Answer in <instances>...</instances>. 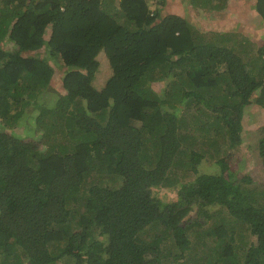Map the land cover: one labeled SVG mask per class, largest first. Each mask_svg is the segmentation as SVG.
Instances as JSON below:
<instances>
[{
    "label": "trees",
    "instance_id": "1",
    "mask_svg": "<svg viewBox=\"0 0 264 264\" xmlns=\"http://www.w3.org/2000/svg\"><path fill=\"white\" fill-rule=\"evenodd\" d=\"M255 7L264 19V0ZM239 42L150 0H0V264H194L178 251L195 247L208 263L264 264V244L238 229H254L245 207L264 212V185L200 170L224 130L230 147L243 142L246 87L260 84L255 102L264 106V62L244 60ZM103 53L112 74L98 89ZM52 58L64 93L45 106ZM27 108L42 150L10 131ZM258 149L264 165V137ZM174 187L175 200L162 196ZM213 204L233 224L197 230L193 244L183 221L195 205L212 218ZM257 232L264 238V227Z\"/></svg>",
    "mask_w": 264,
    "mask_h": 264
},
{
    "label": "rangeland",
    "instance_id": "2",
    "mask_svg": "<svg viewBox=\"0 0 264 264\" xmlns=\"http://www.w3.org/2000/svg\"><path fill=\"white\" fill-rule=\"evenodd\" d=\"M157 1L158 0H150L155 6L161 8L162 13L180 14L188 18L203 32H206L207 35L223 34L234 40L235 37H237L240 40L239 46L242 43L243 47V49L238 48L237 51L241 52L244 60L256 61L261 58L260 61L264 62V19L257 12L255 7L256 0H226V7L217 11L210 8H202L200 10L198 8H193L190 0H165V3L162 5L157 3ZM212 38L215 39L214 36ZM44 50L45 49H41L40 53H44ZM99 58L101 65L94 85L96 88L101 89L104 87L108 77L112 74V69L108 64V60L104 53L100 54ZM51 63L55 67L56 77L40 99V102L45 106L52 103L54 104L55 100L64 93V89L60 82V74L63 72L61 69L62 64L58 65L55 58H52ZM218 69L224 71L225 65L219 66ZM249 70L251 72L250 68ZM162 86H165L164 82L158 84L157 88L161 90ZM259 89L260 84L246 87L245 90L248 104L244 108V114L241 119L243 125V142L234 148L230 147L227 143L229 133L224 130L223 134H220V145H215L211 149L214 153V156H212L213 158L204 161L201 165V169L199 166V169L203 172L211 174L223 172V174L234 183L235 181L238 182L243 180V182L249 180L253 181L251 185H245H249V187L251 186L252 189L255 188L256 190H260V187L264 185V165L258 149V142L264 137V106L255 102V98L259 95ZM35 121L34 114L30 111V108H27L23 117L10 131L15 132L21 137L15 136L19 139V144L36 143V146L42 150L45 148L42 144V133L39 131ZM220 158H223L227 164L225 170H221V167L218 164ZM183 174L181 181L191 178L188 176L189 172L186 176L185 172H183ZM177 192V187H174L172 190L163 189L161 194L167 200L172 201L177 198ZM240 205L244 206L241 203ZM252 205L253 204L251 203L250 206ZM253 206L252 208H254ZM245 208H248V211L256 216V219H254V232L250 228V226L252 228L253 226L250 223L248 224V222L243 223L244 225L240 226V228L238 227V229L242 231L244 237L249 238V242L253 244L252 246H262V244H264V238L260 236L257 230L260 227H264V212L256 213L249 206H246ZM197 209L198 206L195 205L183 221L189 222L188 224L191 225V230L188 234L193 244H195L197 238H199V236H195V231L198 230L200 233H203L205 228H208L213 223H221L223 221L222 219L229 223L231 222L232 224L235 219L229 211L220 205L213 204L207 206V209L213 216L212 218L199 216L197 214ZM220 210L223 212L219 216H216ZM202 223H204L203 226H200L199 224ZM75 229H78V227L76 226ZM236 239L238 241L237 236ZM188 250L189 249L182 251L179 250L178 253L182 252L189 260L197 259L198 262H193L194 264H215L214 262L208 263V259H199V253H201L203 249L195 247L192 250L190 249V253ZM175 251L176 250H170L166 245L162 246V253L167 255V257L173 258L172 253ZM210 259H214V254H211ZM72 263L73 262H71V264ZM61 264L66 263L63 260Z\"/></svg>",
    "mask_w": 264,
    "mask_h": 264
},
{
    "label": "clouds",
    "instance_id": "3",
    "mask_svg": "<svg viewBox=\"0 0 264 264\" xmlns=\"http://www.w3.org/2000/svg\"><path fill=\"white\" fill-rule=\"evenodd\" d=\"M178 15H180V14H178ZM105 54V53H104ZM106 55V54H105ZM107 58V57H106ZM109 64V63H108Z\"/></svg>",
    "mask_w": 264,
    "mask_h": 264
}]
</instances>
